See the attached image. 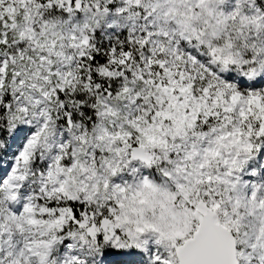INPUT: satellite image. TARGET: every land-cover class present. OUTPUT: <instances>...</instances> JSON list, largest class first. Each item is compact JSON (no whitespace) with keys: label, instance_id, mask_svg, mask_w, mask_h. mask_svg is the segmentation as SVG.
<instances>
[{"label":"snow or ice","instance_id":"6c2138e0","mask_svg":"<svg viewBox=\"0 0 264 264\" xmlns=\"http://www.w3.org/2000/svg\"><path fill=\"white\" fill-rule=\"evenodd\" d=\"M0 264H264V0H0Z\"/></svg>","mask_w":264,"mask_h":264}]
</instances>
